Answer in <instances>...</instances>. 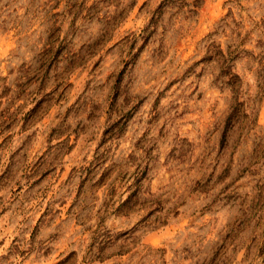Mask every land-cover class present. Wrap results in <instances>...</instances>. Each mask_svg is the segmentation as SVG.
I'll use <instances>...</instances> for the list:
<instances>
[{
  "label": "rangeland",
  "instance_id": "374dc122",
  "mask_svg": "<svg viewBox=\"0 0 264 264\" xmlns=\"http://www.w3.org/2000/svg\"><path fill=\"white\" fill-rule=\"evenodd\" d=\"M0 264H264V0H0Z\"/></svg>",
  "mask_w": 264,
  "mask_h": 264
}]
</instances>
